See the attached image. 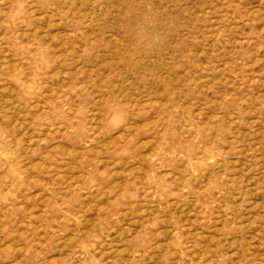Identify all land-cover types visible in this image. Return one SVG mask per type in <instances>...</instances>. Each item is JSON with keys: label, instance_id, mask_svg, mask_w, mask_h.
Masks as SVG:
<instances>
[{"label": "rangeland", "instance_id": "1", "mask_svg": "<svg viewBox=\"0 0 264 264\" xmlns=\"http://www.w3.org/2000/svg\"><path fill=\"white\" fill-rule=\"evenodd\" d=\"M0 264H264V0H0Z\"/></svg>", "mask_w": 264, "mask_h": 264}]
</instances>
